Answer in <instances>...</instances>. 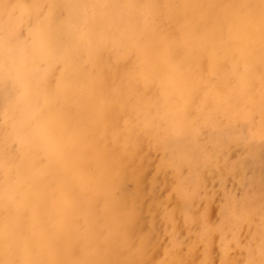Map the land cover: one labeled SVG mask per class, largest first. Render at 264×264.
I'll return each mask as SVG.
<instances>
[{"label": "bare ground", "instance_id": "obj_1", "mask_svg": "<svg viewBox=\"0 0 264 264\" xmlns=\"http://www.w3.org/2000/svg\"><path fill=\"white\" fill-rule=\"evenodd\" d=\"M0 13V62L16 67L26 120L58 114L79 141L69 159L52 131L44 170L8 133L38 168L19 192L0 189V264L262 263L195 228L182 172L204 184L238 165L241 177L237 151H256L238 127L264 134V0H0ZM7 144L0 134V153Z\"/></svg>", "mask_w": 264, "mask_h": 264}, {"label": "rangeland", "instance_id": "obj_2", "mask_svg": "<svg viewBox=\"0 0 264 264\" xmlns=\"http://www.w3.org/2000/svg\"><path fill=\"white\" fill-rule=\"evenodd\" d=\"M21 26L25 28L24 24H21ZM11 31L16 34L18 33L17 28H13ZM44 71L40 68V74L38 75L40 78L47 77V71ZM24 78L23 76V80H25ZM17 79L18 73L16 67L10 63H5L4 65L0 62V134L7 139L8 143L4 151L0 153V189L6 188L19 192V185L24 181L23 178H26L34 170L32 168L38 167L33 163H30L28 167L26 163L23 164L19 161L16 153L18 149L23 148V145H18L13 140L10 141L8 133L16 134L17 137L20 136L21 142L26 147L40 151L36 162L44 170L50 162L48 151L51 149V143L48 140L51 138L52 131L57 130V151L64 152L65 156L69 159L76 154L78 150L76 145L79 141L76 137H73L74 143H67L66 137L68 131L58 124V114L56 118L50 116L38 128H34L32 126L33 123L26 120V114L22 110L26 107L28 96L26 97L21 93V85H17ZM12 99L15 101L21 100V104L13 105V113L9 115L8 106ZM40 107L35 108V114L30 118L32 121L40 119L43 114L39 111H43V106ZM252 129L251 122L249 124L245 122V125L238 127V130L245 137L252 139L257 147L255 153H249L241 149L237 151V157L243 155L245 156L243 160L246 161L242 164L241 177L239 176L241 170L238 165L234 167L232 174L223 180L212 179V182V180H209L211 178L208 173H205L203 175L204 178L202 177L204 184L198 178L196 168L189 169L186 166L182 174L185 181L189 180V183H186L190 190V197L185 203L186 210H189L191 213L198 210L202 215L200 225H195V228L208 237L212 233H215L217 240L221 243L226 241L237 242L239 239L246 244V250L249 253L262 255V263L256 260V264H264V134L258 135ZM72 139L69 140L71 141ZM201 157L202 153L196 151L195 158H198L199 164L202 162L200 160ZM6 159L12 163L10 165L2 163ZM46 178L48 181L51 179L49 171H46ZM164 192L165 187L161 191L160 196H162V199L165 196ZM207 192L214 194L212 199L214 207L208 205V199H206ZM197 203L202 207L201 209L198 208ZM175 210L180 211L181 206ZM248 213L253 214L250 220H246ZM172 222L173 220H170L169 225ZM146 230H148V224L146 223V218L142 217L141 223L134 225V239ZM18 264L22 263L19 262Z\"/></svg>", "mask_w": 264, "mask_h": 264}]
</instances>
